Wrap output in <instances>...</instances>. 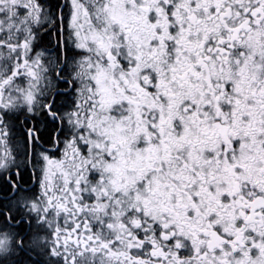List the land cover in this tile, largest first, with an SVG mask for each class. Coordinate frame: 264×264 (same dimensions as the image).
Wrapping results in <instances>:
<instances>
[{"label":"snow or ice","instance_id":"snow-or-ice-1","mask_svg":"<svg viewBox=\"0 0 264 264\" xmlns=\"http://www.w3.org/2000/svg\"><path fill=\"white\" fill-rule=\"evenodd\" d=\"M0 264H264V0H0Z\"/></svg>","mask_w":264,"mask_h":264}]
</instances>
